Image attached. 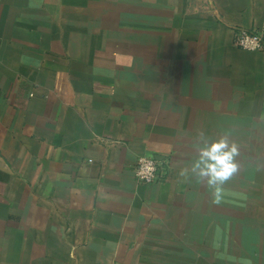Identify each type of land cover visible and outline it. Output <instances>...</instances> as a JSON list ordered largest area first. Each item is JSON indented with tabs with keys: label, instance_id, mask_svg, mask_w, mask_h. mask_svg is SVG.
<instances>
[{
	"label": "crops",
	"instance_id": "obj_1",
	"mask_svg": "<svg viewBox=\"0 0 264 264\" xmlns=\"http://www.w3.org/2000/svg\"><path fill=\"white\" fill-rule=\"evenodd\" d=\"M237 27L264 33V0H0V264H194L213 236L264 264V219L233 233L254 185L264 208V51ZM222 137L215 203L191 167Z\"/></svg>",
	"mask_w": 264,
	"mask_h": 264
},
{
	"label": "clouds",
	"instance_id": "obj_2",
	"mask_svg": "<svg viewBox=\"0 0 264 264\" xmlns=\"http://www.w3.org/2000/svg\"><path fill=\"white\" fill-rule=\"evenodd\" d=\"M240 155L239 146L229 143L226 137L213 140L200 148L199 158L191 167V173L199 183H207L213 191L214 202L219 203L223 196V185L237 173Z\"/></svg>",
	"mask_w": 264,
	"mask_h": 264
},
{
	"label": "rangeland",
	"instance_id": "obj_3",
	"mask_svg": "<svg viewBox=\"0 0 264 264\" xmlns=\"http://www.w3.org/2000/svg\"><path fill=\"white\" fill-rule=\"evenodd\" d=\"M255 186L257 187V185H254V187ZM254 187L252 189H250V191L247 193L248 199L251 200V204L245 206L244 208L239 207L238 211L235 209L233 212L234 220H238L237 222H234V225H235V230L233 231L234 237H235L234 241H237V242L239 240L242 241V239L239 237L240 226L243 223V222H241V220L247 219V218H252L254 220L264 219V208H262V206L259 207V205H258V204H262V202H260V200H259L260 191L254 189ZM236 193H240V192L236 191L235 194ZM217 210H218V216H219L218 219L224 220L225 219V213H226L225 208L222 206H219L217 208ZM243 211L245 213H243ZM256 222H258V221L251 222V223L250 222H244L245 226H246V223H248V226L251 225L254 227L253 229H250V231L254 232V233H251L252 235L258 231H261V234H262V232L264 231V223H256ZM224 230H225V226L223 223V231ZM222 235H223V232H222ZM244 239H246V238H244ZM221 241H223L222 238L214 239V236L212 238L207 239L206 241L204 240L203 245L201 247V254L202 255L201 256L198 255L199 257L195 258L194 264H228L225 261L224 254H221L222 249H220L218 246ZM234 248H235L236 253H239L241 250L239 247V244H237V246H235ZM218 252H219V254H218ZM188 259H190L191 261L194 260V258L192 256L191 257L189 256Z\"/></svg>",
	"mask_w": 264,
	"mask_h": 264
},
{
	"label": "built area",
	"instance_id": "obj_4",
	"mask_svg": "<svg viewBox=\"0 0 264 264\" xmlns=\"http://www.w3.org/2000/svg\"><path fill=\"white\" fill-rule=\"evenodd\" d=\"M234 44L243 51H264V33L237 27L234 31ZM135 175L139 182L152 184L160 176V163L153 156H139L135 165Z\"/></svg>",
	"mask_w": 264,
	"mask_h": 264
}]
</instances>
